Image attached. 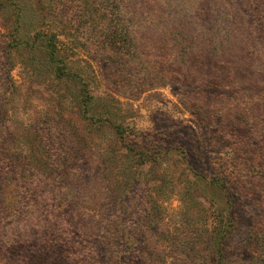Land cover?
<instances>
[{"label": "rangeland", "instance_id": "374dc122", "mask_svg": "<svg viewBox=\"0 0 264 264\" xmlns=\"http://www.w3.org/2000/svg\"><path fill=\"white\" fill-rule=\"evenodd\" d=\"M0 264H264V0H0Z\"/></svg>", "mask_w": 264, "mask_h": 264}, {"label": "trees", "instance_id": "16d2710c", "mask_svg": "<svg viewBox=\"0 0 264 264\" xmlns=\"http://www.w3.org/2000/svg\"><path fill=\"white\" fill-rule=\"evenodd\" d=\"M39 37L46 36V34H37ZM43 47L47 49V61L50 65L55 68V72L60 76H66L74 78L75 74L67 70L68 61H71L67 56L61 55V47H59L56 43L52 41L51 38H47L46 43ZM62 52V51H61Z\"/></svg>", "mask_w": 264, "mask_h": 264}]
</instances>
